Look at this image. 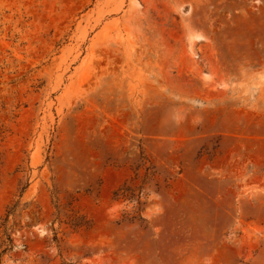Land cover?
Wrapping results in <instances>:
<instances>
[{
	"label": "rangeland",
	"instance_id": "rangeland-1",
	"mask_svg": "<svg viewBox=\"0 0 264 264\" xmlns=\"http://www.w3.org/2000/svg\"><path fill=\"white\" fill-rule=\"evenodd\" d=\"M0 264H264V0H0Z\"/></svg>",
	"mask_w": 264,
	"mask_h": 264
}]
</instances>
